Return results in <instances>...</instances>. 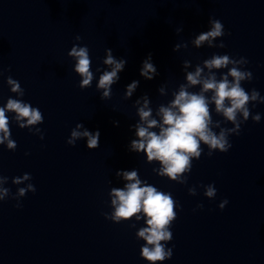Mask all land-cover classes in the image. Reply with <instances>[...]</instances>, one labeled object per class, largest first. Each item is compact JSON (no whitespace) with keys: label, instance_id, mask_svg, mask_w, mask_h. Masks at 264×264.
<instances>
[{"label":"clouds","instance_id":"obj_1","mask_svg":"<svg viewBox=\"0 0 264 264\" xmlns=\"http://www.w3.org/2000/svg\"><path fill=\"white\" fill-rule=\"evenodd\" d=\"M208 23L209 30L196 35L190 43L197 49L205 45L209 48H224L225 44L222 41L219 44L215 43L226 34L224 25L220 20L211 17ZM182 31V28L176 29L177 34ZM81 39V36H75L77 42ZM188 43H177L173 51L187 49ZM67 55L75 61L73 70L80 77L78 87L80 89L92 87L95 74L92 71L89 48L74 43ZM126 63V59L115 57L112 49L105 50L102 64L106 68L99 75L96 84L97 91L101 92V100L111 98L112 86L119 81V74L124 70ZM248 63L245 57L236 59L227 54L214 53L202 63L196 64L194 70L189 71L192 64L185 60L183 62L185 82L171 91L172 99L167 104H160L154 110L150 106L151 101L147 94L135 100L133 107L136 109L138 121L130 126V129L135 130L136 138L130 141L129 151L143 153L149 164L158 163L159 167L152 169L158 176L181 185L187 184L193 160H199L204 152L202 145L207 146L208 157L214 152L227 153L232 148L229 138L240 134L242 124L250 117L254 123L260 122L261 115L259 113L253 115L249 105L254 107L257 103H264V96L254 88L249 92L242 87V82H251L253 79L252 72L245 69ZM225 69L226 72L221 71ZM4 71L0 68V76H3ZM96 72H101V68L97 67ZM139 74L149 81L159 75L151 53L143 60ZM6 84L17 98L9 97L6 104L0 106V145L15 151L17 144L11 138L10 124L14 122L21 129L27 128L29 132L38 134L43 140L42 130L37 126L43 123L44 117L38 107H33L20 99L25 95V90L19 81L9 75ZM138 86L139 81L136 80L128 84L124 99H130ZM196 87L199 91H191ZM158 92L160 96H167L169 94L167 85H161ZM212 105L215 114L221 116L223 121L213 120V110L210 107ZM9 113H14L11 120ZM113 123L119 126L118 121ZM222 123H230L233 126L222 127ZM85 138L89 150L99 147V130L89 131L82 123H77L71 130L66 143L75 146L78 140ZM115 175L126 183L122 188L113 187L110 190L111 212L103 214L105 219L117 224L143 220L144 226L136 232V238L144 241L140 248L141 258L148 264H162L163 261L171 259L173 250L166 245L173 238L170 229L177 218L178 202L173 199L171 193L163 192L142 180L136 169L118 170ZM31 179V175L25 173L12 178L11 182L14 185H22ZM8 180V177L0 175V201L11 197L17 201L15 207L21 208L20 198L28 192L34 193L36 188L32 183H27L25 187H18L16 193L12 194L10 188L5 187ZM202 187L205 197L215 198L217 190L213 184ZM188 193L195 196L196 187H190ZM227 204L228 200L224 199L218 207L223 210ZM197 208L202 209L203 204H198ZM130 227L135 228L136 224L132 223Z\"/></svg>","mask_w":264,"mask_h":264}]
</instances>
